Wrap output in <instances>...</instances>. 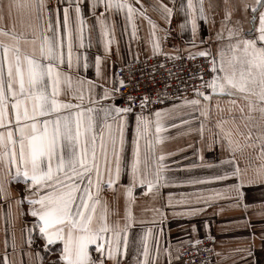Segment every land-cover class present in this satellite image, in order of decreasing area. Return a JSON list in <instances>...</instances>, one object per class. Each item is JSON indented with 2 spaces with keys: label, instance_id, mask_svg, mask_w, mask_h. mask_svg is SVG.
<instances>
[{
  "label": "snow or ice",
  "instance_id": "1",
  "mask_svg": "<svg viewBox=\"0 0 264 264\" xmlns=\"http://www.w3.org/2000/svg\"><path fill=\"white\" fill-rule=\"evenodd\" d=\"M136 2L139 3V0ZM82 4L83 0H57L55 6L48 0H0V37L9 38L8 42L0 40V204L7 205L10 215L14 201L20 206L19 215L23 217L25 212L22 206L27 203V214L33 219L30 226L28 222L25 223L23 231L27 237L24 243L31 247L34 233L43 239L45 251H51L49 246L60 242L59 261L62 264H108V261L122 264L128 246L131 213L126 201L124 226L121 228L119 221L110 225L107 220L110 214L108 201L102 199V194L105 189L115 191L112 186L119 182L124 172L129 177V184L123 186L126 198L132 196V189L137 184L146 185L151 191L166 180L163 175L166 171V154L154 157L155 170L151 176L147 155L144 169L141 170L140 138L148 132L151 123L143 115V108L148 103L145 96L140 100L141 111L135 114L131 159L126 158V117L132 112L136 98L120 93L116 85L117 82L123 85L124 81L118 76L113 74L109 78L105 75L103 61L110 53L109 45L114 42V36L104 30V14L96 15V9L103 6L109 14L127 9L125 18L128 22L133 20L134 14L144 16L152 26L153 37L156 25L146 16L143 4L137 8L129 0H89L90 12L97 24L102 25V37H107L102 41L105 55H96L93 64L87 51L82 53L77 50L85 48L84 29L87 22L82 15ZM224 5V14L214 36L211 33L216 26L214 17L217 13L213 9L219 5L214 4L213 0H207V4L205 0H196L195 3L194 0H187L186 5L182 3L180 6L185 19L179 28L183 33L190 27L191 40L187 43L196 50L195 54L188 51V58L211 57L209 70L212 76L203 81L200 74L204 86L211 91L201 93L199 89H194V98H178L182 104L173 105V109L191 106L193 112L199 111L200 116L208 118L209 112L204 105L210 103L213 94L229 97L226 103L230 119L216 121L218 131L213 134L211 142L219 144L222 151L230 154L219 163L227 164L231 170L212 179L236 178L237 183L230 187L239 198L235 206L240 207L243 186L264 185V0H241L240 8L244 16L235 20L232 16L235 7L229 6V0H224ZM159 8L162 18L170 24L175 8L163 3ZM73 9L75 28L71 16ZM249 9L253 13L252 21L257 19L258 12L259 23L245 29L243 24L249 22ZM201 20L210 26L207 41L198 37ZM17 22L24 31L17 32ZM135 36L133 27L132 38ZM198 38L201 44L216 41L215 52L208 47L198 49ZM21 39L25 44L32 45L31 53L22 51ZM225 40L227 43H224ZM91 46L89 42L87 47ZM152 54H162L158 40L152 41ZM90 67L95 69L96 80L86 77ZM109 79L112 81L111 87L97 83L98 80ZM97 87L102 89V93H96ZM85 91L90 97V105L106 102L99 109L103 113L102 121L98 122L92 115L94 107L82 106ZM117 94L126 96L128 103L118 106L114 102ZM97 95L99 100L92 98ZM154 115L155 130L159 133L162 130L161 111L157 110ZM229 122L231 127L226 128ZM180 123L187 124L189 121L181 120ZM199 131L203 137V122ZM159 142L161 138L157 137ZM244 148L257 149L255 160L258 163L254 164L250 156L244 157ZM148 149L154 153L151 141L148 142ZM237 153L244 159L243 168L240 167ZM13 183L23 184L22 191L17 192L15 197ZM214 195L218 196L219 193ZM98 206L102 208L99 216L96 215ZM249 207L243 204L245 213ZM260 207L264 209V204ZM202 210L188 207L174 215L194 216ZM191 227L195 232L196 226ZM106 233L112 236L105 241V251V243L100 241L105 240ZM261 238L264 239V236ZM93 244L96 245V256L91 254L89 248ZM7 247L6 239L2 264H9ZM12 247L15 251L14 242ZM165 251L171 258L170 248ZM21 255L30 256L32 253H23L21 249ZM35 255L42 261L39 252ZM149 255L147 237H144L143 259L134 257L135 264H149ZM248 255H251L250 251ZM155 261L154 256L152 264Z\"/></svg>",
  "mask_w": 264,
  "mask_h": 264
},
{
  "label": "crops",
  "instance_id": "2",
  "mask_svg": "<svg viewBox=\"0 0 264 264\" xmlns=\"http://www.w3.org/2000/svg\"><path fill=\"white\" fill-rule=\"evenodd\" d=\"M55 6L57 0H48ZM89 0H83L82 15L86 19L87 26L84 29V44L85 48L77 49L80 52L87 51L89 60L94 64L96 55L104 56L103 40L107 37H102V25L97 24L95 16L92 15L88 8ZM134 7H139L143 4L146 9V16L151 19L156 25L155 36H152V26L148 19L139 14H134L133 20H126L127 9L123 12H112L111 14L104 11L103 6L96 9V15L104 14L105 31H108L114 36V42L109 45L110 53L103 61V70L109 78L116 74L119 66L129 63L138 62L146 58L156 55L152 54V41L158 40L161 45V53L169 55L186 54L188 51L195 54V49H192L187 41L191 40L190 27L185 29L183 33L179 28V24L184 21V12L180 11L181 4L187 3V0H129ZM196 0H194V3ZM241 0H229V6L235 7L232 13L233 20L242 19L244 13L240 8ZM251 2V0H248ZM163 3L170 8H175L170 24L162 18V12L159 5ZM213 3L219 5L213 11L217 13L214 17L216 20L215 31L219 29V21L224 14V0H213ZM207 4V0H205ZM253 13L248 10L247 16L249 22L243 24L247 29L251 24L258 25L257 19L251 20ZM15 16V14H14ZM73 27L75 28V12H71ZM61 21L63 19L62 8L60 11ZM200 32L199 38L208 40L209 25L203 20L199 21ZM133 27L136 30V36L132 38ZM17 32L24 31V28L17 22ZM51 35V33H48ZM226 35V33H225ZM197 40V48L203 50L208 47L211 51L216 50V41L209 44L199 43ZM0 40L8 42L9 38L0 37ZM91 42V47H87ZM227 43V40L224 41ZM22 51L31 53L32 45L25 44L24 40H20ZM38 46V43H37ZM117 48L119 51L117 52ZM65 48V52H66ZM75 51V50H74ZM2 55V49H0ZM159 55V54H157ZM88 80H96L95 69L90 67L86 72ZM98 84H104L111 87L112 81L109 79L98 80ZM118 87V82L117 85ZM96 93H102V89L97 87ZM99 100V96L92 97ZM65 99H68L65 97ZM89 95L85 91L82 106L84 108L94 107L92 115L99 122L103 120V113L99 111L105 105V101H99L96 105L89 104ZM202 99V98H201ZM227 96L213 97L209 104H205L206 110L209 112L208 118L200 116L199 111L193 112L191 106H182L173 109V105H181L182 101L174 102L166 108L161 109V132L155 130L156 117L153 114H143L151 123L148 126V132L141 135L140 151H141V170L144 169L145 156L149 159L148 171L150 176L154 173L155 164L154 157H158L161 153L166 154L165 166L166 171L163 175L166 180L154 187L151 191L147 186L135 185L132 189V196L126 198L124 185L129 184L127 172L122 173L117 184L112 186V189H105L102 194V199L108 201L110 214L108 215V223L115 225L117 221L121 228L125 224V205L127 201L128 208L131 213L128 221V246L126 254L122 259V264H135L134 257L143 259V243L144 237H147L149 247V264H152V257H156L155 264H180L178 260L179 250L182 246L191 244L202 238H212L214 240V250L211 262L209 264H264V209L260 207L264 204V185H245L241 188L244 193L240 200L241 206L236 207V202L239 199L236 192L230 186L237 183L236 178L230 177L224 180H215L212 177L223 175L231 169L227 164L221 165L219 161L225 159L230 154L221 150L219 144H213L211 141L214 138L213 134L218 131L216 121L220 119L229 120ZM238 99V97H235ZM108 101L107 103H111ZM115 102V101H114ZM77 103V101H73ZM116 103V102H115ZM219 105V106H217ZM136 113H129L126 117L125 139L126 151L125 155L128 160L131 159L132 139L135 132ZM191 114V115H189ZM235 114V113H234ZM87 115V113L85 114ZM195 117V118H193ZM189 121L187 124H181L180 121ZM204 124L203 137H201L199 128L200 124ZM175 125V126H173ZM226 128L231 127V123L225 125ZM189 129H192L189 131ZM157 137L161 138V142L157 143ZM151 141L154 148V153L149 151L148 142ZM244 141L241 139V144ZM99 146V140L97 141ZM244 157H252L253 163H258L255 160L257 149L244 148ZM240 167H244V159L240 158ZM212 165V167H209ZM189 180H200L201 183H188ZM13 196L23 189L22 183H13ZM219 193V195H214ZM171 198L172 204L169 205ZM207 201V203H204ZM243 204H248L249 210L245 213ZM25 215H19L20 206L14 201L12 202L11 214L6 204H0V264L5 253V240L8 241L7 254L9 264H62L59 261L60 249L62 244L57 242L50 245L51 251H45L44 241L39 238L38 233H34V243L29 247L24 243L27 233L23 231L25 223L33 219L27 214L28 205L23 206ZM188 207L202 208L194 216L174 215L181 213ZM159 209L160 211H156ZM102 212L100 206L97 207L96 215L99 216ZM163 213V215H161ZM192 225L196 226V231L192 230ZM95 226V225H94ZM105 241L112 236L111 233H106ZM13 242L16 245V250H13ZM122 243V241H121ZM157 247L159 254L157 255ZM92 250L91 254L96 256V245H89ZM171 251V258L165 249ZM23 253H32V255H21ZM107 250L105 243V251ZM251 255H248V252ZM39 252L42 261L36 258L35 253ZM111 264V261H108Z\"/></svg>",
  "mask_w": 264,
  "mask_h": 264
},
{
  "label": "built area",
  "instance_id": "3",
  "mask_svg": "<svg viewBox=\"0 0 264 264\" xmlns=\"http://www.w3.org/2000/svg\"><path fill=\"white\" fill-rule=\"evenodd\" d=\"M179 57V58H176ZM211 57L195 56L189 59L186 54L165 55V53L143 59L138 62L119 66L117 76L124 81L118 83L120 93H126L136 98L132 104V112L141 111L140 100L148 97V103L143 108V114H153L166 108L178 98L192 99L194 89L201 93H209L203 81L212 76L209 70ZM115 102L118 106L128 103L126 96L117 94ZM196 242V241H195ZM184 245L179 250L180 264H209L214 250L212 238H202L198 243Z\"/></svg>",
  "mask_w": 264,
  "mask_h": 264
}]
</instances>
